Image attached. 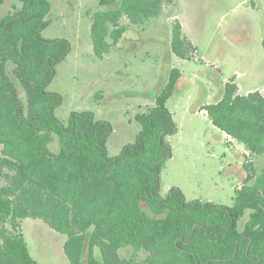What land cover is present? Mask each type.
<instances>
[{
  "label": "trees",
  "instance_id": "obj_1",
  "mask_svg": "<svg viewBox=\"0 0 264 264\" xmlns=\"http://www.w3.org/2000/svg\"><path fill=\"white\" fill-rule=\"evenodd\" d=\"M19 1V9L0 16V264H39L21 231L26 218L66 236L68 264H264V166L255 173L251 161L243 162L245 176L231 206L186 200L177 186L160 194L162 166L172 155L166 136L177 131L166 102L180 69L171 67L153 105L135 114V139L110 156L108 120L89 110L71 111L66 123L55 115L62 96L47 87L71 46L65 38L42 36L50 1ZM171 2L97 0L93 52L108 53L130 25L152 23ZM168 24L171 52L192 58L196 48L180 22ZM199 110L247 155L264 153V94L258 90L240 94L229 79ZM53 135L56 152L49 148ZM122 249L132 254L123 256Z\"/></svg>",
  "mask_w": 264,
  "mask_h": 264
},
{
  "label": "rangeland",
  "instance_id": "obj_2",
  "mask_svg": "<svg viewBox=\"0 0 264 264\" xmlns=\"http://www.w3.org/2000/svg\"><path fill=\"white\" fill-rule=\"evenodd\" d=\"M49 1V24L42 36L65 38L71 46L47 87L62 96L55 109L57 118L66 123L71 111L89 110L96 118L108 120L113 132L107 151L115 156L140 129L135 114L153 105L154 100L146 102L145 97L158 91L171 67L179 68L182 78L166 102L177 131L166 136L172 155L162 166L160 194L166 196L170 187L177 186L186 200L231 206L245 176L243 162L251 161L258 173L264 166V153L247 155L242 145L213 126L199 108L206 101L214 102L222 84L232 78L241 93L250 89L264 94V0H172L152 23L130 25L101 57L93 52L90 34L91 15L100 8L97 0ZM20 7L19 0H4L0 16ZM174 18L196 48L190 59L170 50L168 22ZM120 23L128 20L122 18ZM49 148L58 150L56 135ZM142 208L148 211L145 204ZM248 213L239 219V230ZM20 227L39 264H68L64 234L40 219L26 218ZM120 253L125 256L132 251L122 249ZM135 256L142 258L144 253Z\"/></svg>",
  "mask_w": 264,
  "mask_h": 264
},
{
  "label": "crops",
  "instance_id": "obj_3",
  "mask_svg": "<svg viewBox=\"0 0 264 264\" xmlns=\"http://www.w3.org/2000/svg\"><path fill=\"white\" fill-rule=\"evenodd\" d=\"M234 82L236 83L235 80H234ZM236 84H237V86H238V83H236ZM250 91H253V90H250V89H249L246 93H248V92H250ZM156 92H157V91H155L154 94H151L148 98L145 97L146 102H147V100H152V99L154 100V96H155ZM238 93H240V94H246V93H241V92H240V88H239V86H238ZM218 94H219V93H218ZM127 95H129V94H127ZM136 95H137V94H132V95H130V96H136ZM130 96H129V97H130ZM217 97H218V96H217ZM205 103H208V102L206 101V102H204L203 104H205ZM203 104H202V105H203ZM202 105H200V107H201ZM199 111H204V114L206 115L205 110H199ZM223 134L226 135L225 133H223ZM226 137H227V138H230V137H228L227 135H226Z\"/></svg>",
  "mask_w": 264,
  "mask_h": 264
}]
</instances>
